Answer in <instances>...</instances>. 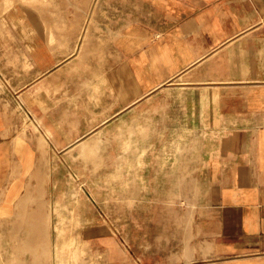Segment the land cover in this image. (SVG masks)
Returning <instances> with one entry per match:
<instances>
[{"label": "crops", "instance_id": "obj_1", "mask_svg": "<svg viewBox=\"0 0 264 264\" xmlns=\"http://www.w3.org/2000/svg\"><path fill=\"white\" fill-rule=\"evenodd\" d=\"M111 2L87 36L27 52L33 118H0V194L106 173L121 200L94 201L128 221L110 264H264V0Z\"/></svg>", "mask_w": 264, "mask_h": 264}, {"label": "rangeland", "instance_id": "obj_2", "mask_svg": "<svg viewBox=\"0 0 264 264\" xmlns=\"http://www.w3.org/2000/svg\"><path fill=\"white\" fill-rule=\"evenodd\" d=\"M111 1L0 0L3 121L27 127L33 118L18 91L26 80L27 52L37 50L41 37L48 34L66 37L67 46L70 37L87 36L92 28L90 22L104 23L109 19L106 16L119 12L120 7ZM104 28L93 30L101 32ZM33 128L38 132L35 122ZM78 174L55 173L51 187L43 193L36 189L43 202L13 203L16 198L10 193L0 194V264H110L107 244L113 239L121 243L122 226H127L128 221L122 219L121 202L100 203L94 199L120 201L121 188L113 187L114 178L106 173H98L96 181H91L88 172ZM169 208V204H162V211L168 212ZM130 222L136 228L137 219Z\"/></svg>", "mask_w": 264, "mask_h": 264}, {"label": "bare ground", "instance_id": "obj_3", "mask_svg": "<svg viewBox=\"0 0 264 264\" xmlns=\"http://www.w3.org/2000/svg\"><path fill=\"white\" fill-rule=\"evenodd\" d=\"M33 215H34V214H33ZM33 215H32V216H33ZM37 216H38V215H37ZM37 219H38V218L36 217V219H35L36 222H37ZM37 223H38V222H37ZM36 228H37V227H36ZM31 234H32V233H31ZM34 235H35V234H34ZM40 235H41V234H40ZM40 235H39V241L42 239V237H40ZM32 236H33V235H32ZM41 236H42V235H41ZM40 238H41V239H40ZM29 240L31 241V239H29ZM34 245H35V244H34ZM31 246H32V244H31Z\"/></svg>", "mask_w": 264, "mask_h": 264}]
</instances>
